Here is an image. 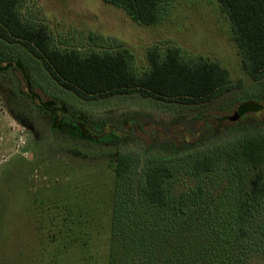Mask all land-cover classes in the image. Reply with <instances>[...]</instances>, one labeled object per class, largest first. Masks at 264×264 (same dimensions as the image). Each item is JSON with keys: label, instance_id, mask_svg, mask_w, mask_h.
<instances>
[{"label": "rangeland", "instance_id": "rangeland-1", "mask_svg": "<svg viewBox=\"0 0 264 264\" xmlns=\"http://www.w3.org/2000/svg\"><path fill=\"white\" fill-rule=\"evenodd\" d=\"M169 7L163 21L149 27L104 0H29L23 16L46 26L52 47L61 51L86 56L127 50L138 75L150 70L155 50L174 48L185 61L217 63L231 80L221 97L191 105L139 94L83 99L25 48L0 39V58L7 51L23 57L41 85L36 94L63 100L92 127L104 123L105 133L116 137L98 146L55 132L52 118L24 95V78L0 75V264H125L124 242H131L128 256L135 260L150 249L146 240L158 243L162 264L196 262V242L210 248L209 264H264V202L244 227L246 236L236 215L249 190L248 166L223 158L210 173L197 175L192 167L215 143L264 134V79L244 72L218 0H173ZM247 101L260 102L263 111L227 122ZM120 154L133 163L125 177L117 175ZM153 162L174 173L166 184L174 216L164 221L138 196L143 168ZM136 239L145 243L136 246Z\"/></svg>", "mask_w": 264, "mask_h": 264}, {"label": "trees", "instance_id": "trees-1", "mask_svg": "<svg viewBox=\"0 0 264 264\" xmlns=\"http://www.w3.org/2000/svg\"><path fill=\"white\" fill-rule=\"evenodd\" d=\"M172 1L104 0L107 4L124 9L132 20L147 27L163 21ZM28 2L29 0H0V39L25 48L43 62L46 70L56 81L83 99L139 94L142 98L191 105L217 99L230 88L228 70L208 60L185 61L174 48H169L165 54H160L156 50L150 52V70L143 75L135 72L132 57L127 50L115 54L92 53L83 56L78 51L55 49L52 47V38L46 26L34 24L24 18L23 8ZM218 2L231 23L233 39L242 57L244 72L255 81L264 79V0H218ZM5 46L10 48L8 45ZM7 52H5L7 57L0 58V75H13L17 74L14 72H18L24 78L27 88L24 95L37 103L38 107L52 118V129L55 132L67 133L98 146L116 139L113 134L105 133L104 123L92 127L85 116L70 110L63 100L50 98L45 101L36 94L35 88L38 89L41 85L31 79L23 57L11 56ZM261 111L263 106L260 102L247 101L239 105L233 115L227 118V122L236 124ZM183 143H187L185 139ZM223 158L248 166L250 171L249 190L242 197L236 213L239 232L246 236L244 227L260 212L264 202V134L239 137L226 144L215 143L209 153L193 159V171L197 175L210 173ZM132 171V159L120 154L117 175L125 177ZM142 173L144 181L138 187V196L143 202L155 208L158 215L162 214V221L165 217L174 216L170 210L173 201L166 187L167 181L174 174L173 171L162 162H153L145 165ZM123 227H115L116 232L121 234L125 230ZM164 233L166 234L165 228ZM142 240L136 239L134 243L139 246L140 243H145ZM124 244L127 245L125 247L127 257L122 254V262L125 264L161 263V257L155 255L158 243L151 241L148 244L146 240V248L149 245L150 249H146V253L143 251L139 253L135 260L128 256L132 251L131 242L126 241ZM194 244L200 250L195 258L196 262L181 260L180 263L172 261L171 264H209L210 248L197 242Z\"/></svg>", "mask_w": 264, "mask_h": 264}]
</instances>
